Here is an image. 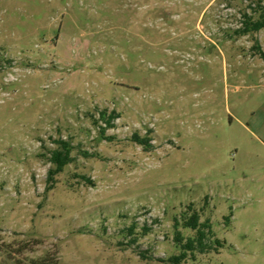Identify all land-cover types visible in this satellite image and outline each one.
I'll return each instance as SVG.
<instances>
[{
  "label": "rangeland",
  "instance_id": "obj_1",
  "mask_svg": "<svg viewBox=\"0 0 264 264\" xmlns=\"http://www.w3.org/2000/svg\"><path fill=\"white\" fill-rule=\"evenodd\" d=\"M263 19L264 0H0V264H264ZM193 212L213 233L176 263Z\"/></svg>",
  "mask_w": 264,
  "mask_h": 264
},
{
  "label": "trees",
  "instance_id": "obj_2",
  "mask_svg": "<svg viewBox=\"0 0 264 264\" xmlns=\"http://www.w3.org/2000/svg\"><path fill=\"white\" fill-rule=\"evenodd\" d=\"M250 28V27H249ZM261 28H264V19L261 21H256L251 25V28L248 29L250 31H258ZM133 141L147 148L148 139L140 138L137 134L133 136ZM58 148L51 152L50 162L55 165V168L49 171V180L53 178L55 174H58L63 171L64 167L71 163V145L64 140H58L56 142ZM176 227L179 226L178 222L175 224ZM183 226L185 228H190L196 232L195 238H188L185 244L181 245L182 253L175 257L174 262L178 263L182 259L186 258V253L193 252L199 249L200 252H205L207 250V244L205 239L208 235H212V226L209 220L205 222L200 221L199 214L197 212H193V214L184 221ZM181 234L178 232L176 235V240L180 242L183 238L180 236ZM218 245H221L219 240H216Z\"/></svg>",
  "mask_w": 264,
  "mask_h": 264
},
{
  "label": "flooded vegetation",
  "instance_id": "obj_3",
  "mask_svg": "<svg viewBox=\"0 0 264 264\" xmlns=\"http://www.w3.org/2000/svg\"><path fill=\"white\" fill-rule=\"evenodd\" d=\"M152 2V0H149V4ZM136 4V3H135ZM156 4H159V3H155V2H153L151 5V9L150 10H152L153 8H154V11H155V8H156ZM137 5V4H136ZM159 9H157L158 11H163L162 9H165V10H167L166 9V7H163V6H159L158 7Z\"/></svg>",
  "mask_w": 264,
  "mask_h": 264
}]
</instances>
